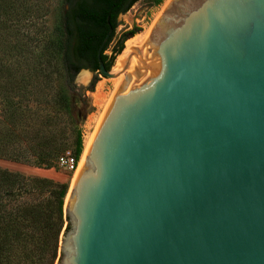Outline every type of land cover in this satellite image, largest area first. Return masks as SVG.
I'll return each mask as SVG.
<instances>
[{"label": "water", "instance_id": "1", "mask_svg": "<svg viewBox=\"0 0 264 264\" xmlns=\"http://www.w3.org/2000/svg\"><path fill=\"white\" fill-rule=\"evenodd\" d=\"M106 25L55 264H264V0H168L116 72Z\"/></svg>", "mask_w": 264, "mask_h": 264}, {"label": "trees", "instance_id": "2", "mask_svg": "<svg viewBox=\"0 0 264 264\" xmlns=\"http://www.w3.org/2000/svg\"><path fill=\"white\" fill-rule=\"evenodd\" d=\"M137 0H61L54 28L41 35L19 31L27 22L25 0H0V158L39 169L53 168L64 154V129L74 132L71 156L77 161L82 142L71 119L74 78L80 70L94 76L84 91L92 92L98 75L95 51L107 31L100 61L108 71L123 43L137 34L120 35L110 56L116 19ZM124 48V47H123ZM122 50V51H121ZM67 185L0 169V264H54L62 230Z\"/></svg>", "mask_w": 264, "mask_h": 264}, {"label": "rangeland", "instance_id": "3", "mask_svg": "<svg viewBox=\"0 0 264 264\" xmlns=\"http://www.w3.org/2000/svg\"><path fill=\"white\" fill-rule=\"evenodd\" d=\"M25 1V7L30 12V18L33 19H29L27 20V22H23L20 25L18 23L17 25L19 26L18 28L20 32L24 34L27 33L30 36L35 35L36 41L32 44V46L37 49L41 47L42 42H38V40H41V35L49 34L56 24L58 13L61 11L60 9H62L61 0ZM167 1L168 0H137L125 14L119 15L117 17V26L114 30L112 40L108 45L106 51L103 53L105 56H110L112 47L122 33L133 28L138 29V32L123 43V51L121 50V54L117 55L114 58L113 64L109 69L110 72H115L114 68L116 62L118 58L124 53L125 45L128 41L136 37L143 38L145 35L149 34L150 28L160 16L161 11ZM93 76L94 75L90 73L87 77L86 82H83L82 78L80 79L78 77H75L73 82L75 88L72 94L75 95V102L71 106V119L74 123L75 128L78 130L81 136L82 151L78 158V163L80 166L83 162L82 158H84L83 152L85 139L95 131L110 101V98L117 88V86H107L103 78L97 75L96 83L93 87L92 92L84 91V88L89 84ZM64 130V142L66 146L64 151L71 153L74 132L68 129ZM0 169L15 172L23 176L43 178L56 183L66 184L67 191L64 197L63 204L65 203V200L70 192V187L74 178L73 172H67L63 168H59L56 165V162H54L53 168L44 170L24 163L9 161L4 158H0ZM45 172L56 175L57 179L49 178L42 174Z\"/></svg>", "mask_w": 264, "mask_h": 264}, {"label": "bare ground", "instance_id": "4", "mask_svg": "<svg viewBox=\"0 0 264 264\" xmlns=\"http://www.w3.org/2000/svg\"><path fill=\"white\" fill-rule=\"evenodd\" d=\"M148 38V35H145L143 38H139V37H136L130 41H128L125 45V51L124 53L118 58L117 62H116V65H115V72L118 71L120 69V66H121V63L122 61L124 60V58L129 54L130 50L133 49V48H140L142 47L143 44H145L146 40ZM132 64V58L130 59V62H129V65H128V68L129 66ZM88 75L87 73L83 72V73H80L78 75V78H82V81L85 82L86 79H87ZM113 79V78H112ZM118 87V86H117ZM100 122V121H99ZM99 124V123H98ZM98 126V125H97ZM97 128V127H96ZM96 130V129H95ZM95 132V131H94ZM94 132L92 134H90L86 139H85V142H84V152H83V157L85 156L86 154V151L89 147V144L93 138V135H94ZM83 159V158H82ZM80 168V165L79 163L77 164L76 166V170L73 172L74 174V178L76 177L77 173H78V170ZM44 174L45 176L49 177V178H53V179H57V176L52 174V173H42ZM73 178V180H74ZM73 182V181H72Z\"/></svg>", "mask_w": 264, "mask_h": 264}, {"label": "built area", "instance_id": "5", "mask_svg": "<svg viewBox=\"0 0 264 264\" xmlns=\"http://www.w3.org/2000/svg\"><path fill=\"white\" fill-rule=\"evenodd\" d=\"M77 164L78 160L76 161L69 152H64V154L59 156L56 160V165L67 172H74Z\"/></svg>", "mask_w": 264, "mask_h": 264}]
</instances>
